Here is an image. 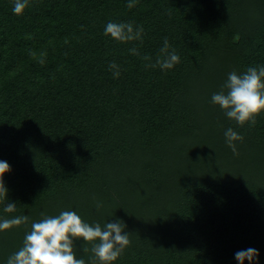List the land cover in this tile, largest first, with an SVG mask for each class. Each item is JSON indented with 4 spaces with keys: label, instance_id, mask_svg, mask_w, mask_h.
<instances>
[{
    "label": "trees",
    "instance_id": "1",
    "mask_svg": "<svg viewBox=\"0 0 264 264\" xmlns=\"http://www.w3.org/2000/svg\"><path fill=\"white\" fill-rule=\"evenodd\" d=\"M128 3L29 0L17 15L0 0V220L28 217L0 231V264L62 211L126 225L113 264H239L248 248L264 264V112L240 126L212 102L229 73L264 66V0ZM109 22L141 39L106 36ZM165 38L179 63L149 66ZM85 243L75 255L93 264Z\"/></svg>",
    "mask_w": 264,
    "mask_h": 264
},
{
    "label": "clouds",
    "instance_id": "2",
    "mask_svg": "<svg viewBox=\"0 0 264 264\" xmlns=\"http://www.w3.org/2000/svg\"><path fill=\"white\" fill-rule=\"evenodd\" d=\"M29 0H14L13 12L21 15L28 6ZM129 8L134 7V0H129ZM143 28L134 31L131 23H107L104 34L119 42H129L141 39ZM138 54L137 49L130 50ZM149 60L150 57H144ZM180 57L175 51H169L167 38L160 49V55L155 67L171 69L179 63ZM110 70L118 69L115 62L110 63ZM118 78L120 72H113ZM223 88L227 91L214 93L212 102L220 106L226 116L236 121L240 126L247 122L252 125L256 123V117L264 112V66H250L242 74L235 71L229 73ZM225 137L229 147L234 154H238L234 141L242 140L232 128L227 129ZM11 170L6 161L0 160V197L7 198L8 189L5 187L3 177ZM101 207L98 203L97 208ZM15 203H7L4 212L15 211ZM28 221L27 216L13 217L0 220V231H5L13 226H19ZM126 225L120 222H107L103 227L96 223L94 226L83 221L75 211H62L57 216H45L38 222L31 224L30 231L25 235L23 246L11 255L7 264H86L83 258L78 259L74 252V239H83L86 243L83 251H89L87 244L91 243L93 264H113L122 254L123 250L130 244L128 233L124 231ZM259 252L257 249L248 248L238 251L235 258L239 264H244L247 259L258 264Z\"/></svg>",
    "mask_w": 264,
    "mask_h": 264
}]
</instances>
